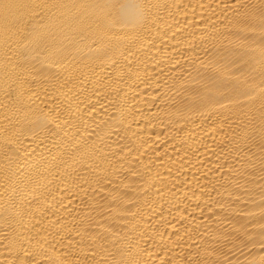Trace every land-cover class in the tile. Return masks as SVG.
I'll list each match as a JSON object with an SVG mask.
<instances>
[{
    "label": "bare ground",
    "instance_id": "bare-ground-1",
    "mask_svg": "<svg viewBox=\"0 0 264 264\" xmlns=\"http://www.w3.org/2000/svg\"><path fill=\"white\" fill-rule=\"evenodd\" d=\"M0 264H264V0H0Z\"/></svg>",
    "mask_w": 264,
    "mask_h": 264
}]
</instances>
